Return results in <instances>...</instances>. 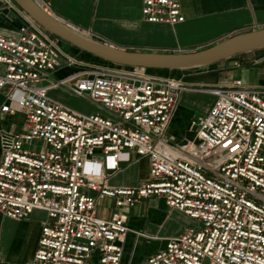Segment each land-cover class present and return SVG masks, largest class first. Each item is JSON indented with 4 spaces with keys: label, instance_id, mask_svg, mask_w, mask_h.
I'll list each match as a JSON object with an SVG mask.
<instances>
[{
    "label": "built area",
    "instance_id": "obj_1",
    "mask_svg": "<svg viewBox=\"0 0 264 264\" xmlns=\"http://www.w3.org/2000/svg\"><path fill=\"white\" fill-rule=\"evenodd\" d=\"M13 37L0 35L3 114H21L22 129L0 138V214L23 221L41 212L46 222L31 264H121L137 204L161 199L198 223L141 264H264V87L240 80L209 88L214 102L192 122L193 138L167 136L188 87L168 74L79 61L60 39L24 14ZM186 0H141L145 23L184 21ZM74 68L65 78L52 74ZM63 89L87 98L116 120L79 114L51 100ZM28 147V148H26ZM132 156L147 159L149 181L113 188L108 178ZM112 201L108 219L97 215Z\"/></svg>",
    "mask_w": 264,
    "mask_h": 264
},
{
    "label": "crops",
    "instance_id": "obj_2",
    "mask_svg": "<svg viewBox=\"0 0 264 264\" xmlns=\"http://www.w3.org/2000/svg\"><path fill=\"white\" fill-rule=\"evenodd\" d=\"M34 2L61 24L124 51L192 53L236 34L264 29V0H186L181 3L184 21L173 26L145 23L141 16V0H34ZM23 19L22 14L7 9L0 1V35L13 37L22 25ZM75 59L87 61L90 60V56L87 58L80 55ZM206 69L204 73H198L201 70L176 72L180 73V76L173 77L181 80L188 88L202 86L213 88L234 80H240L249 87L263 88L264 50L237 56ZM73 71L74 68L65 67L51 77L62 79ZM2 72L3 68L0 66V73ZM189 94L188 91L181 93L178 108L193 101V96ZM48 97L79 114H98L116 120L110 112L99 105L63 89L48 91ZM5 99V92L0 91V109L5 104ZM211 106L212 104L208 105L206 113ZM23 120L21 114L0 112V138L3 134L19 133ZM178 122L182 124L181 126H186L189 120L185 119V116H178L176 111L169 126ZM148 181V160L132 156L131 163L122 165L117 173L111 175L107 185L113 188H134ZM102 205L107 209L102 208ZM113 211L112 201L107 200L98 204L97 215L101 218L108 219ZM127 217L130 232L123 244L121 264H141L162 250L169 239L178 237L186 229H196L199 226L182 213L167 208L163 200L154 198L137 204L129 211ZM45 222L46 217L41 212H34L23 221L9 220L0 214V264H31L41 227ZM97 261V256L94 255L86 264H98Z\"/></svg>",
    "mask_w": 264,
    "mask_h": 264
},
{
    "label": "water",
    "instance_id": "obj_3",
    "mask_svg": "<svg viewBox=\"0 0 264 264\" xmlns=\"http://www.w3.org/2000/svg\"><path fill=\"white\" fill-rule=\"evenodd\" d=\"M39 27L70 47L105 63L150 71L203 70L244 54L264 50V29L236 34L192 53H144L124 51L89 38L53 19L34 0H13Z\"/></svg>",
    "mask_w": 264,
    "mask_h": 264
},
{
    "label": "rangeland",
    "instance_id": "obj_4",
    "mask_svg": "<svg viewBox=\"0 0 264 264\" xmlns=\"http://www.w3.org/2000/svg\"><path fill=\"white\" fill-rule=\"evenodd\" d=\"M67 46V44H65ZM68 53L73 56L79 57L80 55L85 56L89 58V56L84 55L82 52L67 46ZM73 56V57H75ZM75 57V58H76ZM215 68V67H214ZM211 70V69H210ZM207 71V69H203L199 71L198 73H204ZM211 72V71H209ZM172 76H180V73H171ZM209 88L206 87H192L188 88V93H190V96H193V101L188 103L187 106H179L177 109L178 116H185V119H188L189 122L186 126H181V123H173L171 126H169V129L167 130V136L174 140L175 143L181 144L185 140H189L192 138L194 129L192 128V122L197 121L198 118L203 117L206 113V109L208 105L210 106L214 102V97L212 95L206 93ZM186 109L188 111H186ZM190 118V119H189ZM181 122V121H180ZM28 148V147H26ZM102 208L107 207L105 205L101 206Z\"/></svg>",
    "mask_w": 264,
    "mask_h": 264
},
{
    "label": "trees",
    "instance_id": "obj_5",
    "mask_svg": "<svg viewBox=\"0 0 264 264\" xmlns=\"http://www.w3.org/2000/svg\"><path fill=\"white\" fill-rule=\"evenodd\" d=\"M86 56H89V55H86ZM91 57V56H90ZM93 58V57H92ZM100 61V60H99ZM103 64H106V65H110V66H114V65H111V64H108V63H105L103 61H101ZM149 72H153V73H158V74H168V73H173V72H166V71H150L148 70Z\"/></svg>",
    "mask_w": 264,
    "mask_h": 264
},
{
    "label": "bare ground",
    "instance_id": "obj_6",
    "mask_svg": "<svg viewBox=\"0 0 264 264\" xmlns=\"http://www.w3.org/2000/svg\"><path fill=\"white\" fill-rule=\"evenodd\" d=\"M206 93H208V92H206Z\"/></svg>",
    "mask_w": 264,
    "mask_h": 264
}]
</instances>
